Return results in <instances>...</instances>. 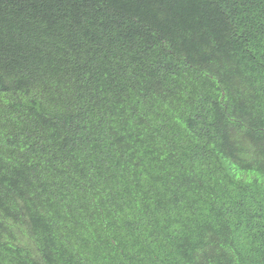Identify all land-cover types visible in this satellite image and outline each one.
<instances>
[{"label":"trees","instance_id":"16d2710c","mask_svg":"<svg viewBox=\"0 0 264 264\" xmlns=\"http://www.w3.org/2000/svg\"><path fill=\"white\" fill-rule=\"evenodd\" d=\"M2 148L30 242L0 227V264H264V0H0Z\"/></svg>","mask_w":264,"mask_h":264},{"label":"clouds","instance_id":"9594fccd","mask_svg":"<svg viewBox=\"0 0 264 264\" xmlns=\"http://www.w3.org/2000/svg\"><path fill=\"white\" fill-rule=\"evenodd\" d=\"M131 8L127 11V15L131 14ZM51 67V68H50ZM49 67V72L54 71L55 62H52V66ZM71 72L67 73L64 77L70 76ZM25 80V79H24ZM38 82L36 88H23V86H18L15 89L9 90L5 100L8 104L13 106H19L25 113L27 120H38L43 116V112L49 110L51 112L52 107L56 102H53L50 96L45 92L49 90L40 86ZM97 102L100 108L103 107V98H96V100L90 101L89 105L92 106L94 102ZM67 117L73 115L69 109L66 111ZM81 113L77 116L73 115L74 119H79ZM84 121H88L84 120ZM167 126V125H166ZM166 126L161 130V135L166 140V137H172L176 133V128L172 127L170 130H166ZM44 138L45 143L40 148L37 153H42L46 149L47 151H54L58 149V139L47 137L45 134L41 133ZM45 155H51L45 153ZM43 161V167L40 172H36L40 175L39 179L45 181L46 187H57L61 184L58 181L57 166L51 164L48 159ZM52 156V155H51ZM0 227L3 226L4 231L7 234L14 235L20 241L19 248L24 249L30 242V237L26 232V228L22 226V214H27L25 210V203L20 200V194L11 191L8 188V182L16 180L22 171L19 166H15V162L8 150L0 149ZM55 166V167H54ZM7 213V218H5ZM51 213L50 208L45 203H35L32 216H36L38 221V226L42 227V231L46 232L48 227L47 218ZM22 229L24 231H20ZM11 239V238H9ZM12 240V239H11Z\"/></svg>","mask_w":264,"mask_h":264}]
</instances>
